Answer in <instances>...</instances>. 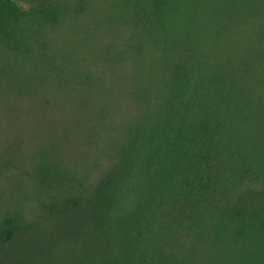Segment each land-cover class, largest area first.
Returning <instances> with one entry per match:
<instances>
[{"label": "trees", "instance_id": "obj_1", "mask_svg": "<svg viewBox=\"0 0 264 264\" xmlns=\"http://www.w3.org/2000/svg\"><path fill=\"white\" fill-rule=\"evenodd\" d=\"M0 264H264V0H0Z\"/></svg>", "mask_w": 264, "mask_h": 264}, {"label": "rangeland", "instance_id": "obj_2", "mask_svg": "<svg viewBox=\"0 0 264 264\" xmlns=\"http://www.w3.org/2000/svg\"><path fill=\"white\" fill-rule=\"evenodd\" d=\"M22 113H24V111H23ZM22 113H21V114H22Z\"/></svg>", "mask_w": 264, "mask_h": 264}]
</instances>
